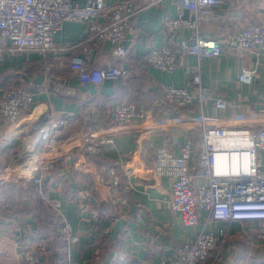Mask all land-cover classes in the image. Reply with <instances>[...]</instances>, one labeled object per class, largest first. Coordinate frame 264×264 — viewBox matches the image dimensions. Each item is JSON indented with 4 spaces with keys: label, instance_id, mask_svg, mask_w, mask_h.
Returning <instances> with one entry per match:
<instances>
[{
    "label": "crops",
    "instance_id": "crops-1",
    "mask_svg": "<svg viewBox=\"0 0 264 264\" xmlns=\"http://www.w3.org/2000/svg\"><path fill=\"white\" fill-rule=\"evenodd\" d=\"M118 1L105 0L107 4ZM148 1L137 4L135 40L132 43L128 37L125 56L113 60L111 47L104 42L92 58L95 67L106 62L121 64L131 73L128 80L106 79L99 86H80L68 68L69 52L47 58L35 52L5 54L0 61V93L17 85L31 89L42 81L47 62L53 63L51 72L67 79L72 89L70 96H61L47 84L48 94L36 93L31 108L8 131L12 144L0 147V196L7 191L13 194L12 198L0 199L4 211L0 212V264H17L24 249H34L42 240L45 251L33 264H159L162 260L172 264L179 245L194 241L199 232L210 228L204 223L205 211L199 212L197 225L184 227L167 206L172 179L151 174L156 149L165 147L179 155L188 139L199 140L202 134L191 124L172 122L175 118L191 120L198 112L197 106L183 110L168 106L161 92L163 85L186 87L195 58L187 57L185 67L171 73L148 67L144 60L151 49L175 48L178 39L187 35L182 32L172 36L163 25L164 16H176V0ZM214 15L218 21L202 23L199 31L205 37L224 40L222 53L202 61L201 81L229 106L217 110L207 102L203 113L216 119L249 117L264 110V53L252 56L231 48L226 41L245 24L264 20V0H228L214 10ZM184 17L192 19V14L185 12ZM85 36V24L66 23L54 41L58 45L76 44ZM241 68L255 70L249 84L239 80ZM122 102L133 103L142 116L114 126L110 110ZM50 112L65 118L67 126L58 132V146L46 154L55 160L56 168L45 183L52 190L51 196L60 200L63 217L78 237L71 245H65L54 230L49 212L45 217L37 187L30 180L38 152L37 146L34 149L36 125ZM158 121L165 123L160 125ZM110 127L117 131L112 144L92 154L84 150V132L99 134ZM195 160L192 157L193 168ZM114 162L120 177L133 185L126 194L128 208L122 214L108 203V190L99 183ZM260 162L264 171V154H260ZM124 172L132 175L126 177ZM55 182L62 183L60 189L54 188ZM193 182L197 186L200 179L196 177ZM24 184L32 190V196ZM254 224L256 227L258 222ZM253 230L241 223L230 224L219 264H264V243L256 241Z\"/></svg>",
    "mask_w": 264,
    "mask_h": 264
},
{
    "label": "built area",
    "instance_id": "built-area-1",
    "mask_svg": "<svg viewBox=\"0 0 264 264\" xmlns=\"http://www.w3.org/2000/svg\"><path fill=\"white\" fill-rule=\"evenodd\" d=\"M140 1L119 0L107 4L105 0H84L83 3L72 0H0V61L5 54L35 52L47 58L69 52L68 68L77 76L80 86H99L106 79L128 80L131 73L121 64L106 62L95 67L92 58L104 42L110 45L113 60L125 56V42L130 37L132 43L135 40V17ZM226 1L176 0V16H164L163 25L172 36L182 32L187 35L178 39L175 48H153L144 58L148 67L166 73L184 68L189 56L196 60L189 68L186 87L163 85L161 92L168 106L181 110L197 106L198 112L191 120L175 118L172 122H184L199 128L201 138L188 139L181 146L179 155L165 147L156 149L151 174L155 178L172 179L167 206L179 216L184 227L197 225L199 212L205 211L204 223L210 228L199 232L194 241L179 245L172 264H219L227 242L228 226L232 223L258 222L253 233L256 241L264 243V171L260 162V154H264V110L249 117L228 119H216L203 113L207 102L217 110L229 106L227 100L215 96L201 81L202 61L220 56L224 40L205 37L199 31L202 23L218 21L214 10ZM185 12H190L192 19H186ZM66 23L85 24L86 36L76 44H56L54 38ZM226 42L231 48L259 56L264 53V20L245 24ZM52 65V62L46 63L42 81L34 83L31 89L17 85L0 93V147L12 144L8 131L17 126L31 108L36 93L48 94L47 84L58 95L72 94L67 79L51 72ZM254 74L253 69L241 68L238 78L249 84ZM141 116L142 112L133 103H118L110 110L114 126ZM163 123L158 121L160 125ZM36 126L34 149L37 146L38 152L30 180L37 187L41 203L57 216L59 237L65 245H71L78 241V237L63 217L60 200L51 196L52 190L45 183L46 177L56 168L55 160L46 154L58 146V132L67 126V122L50 112ZM81 132L79 130L78 134ZM116 132L113 127L99 134L84 132V150L96 153L102 146L113 143ZM192 157L196 159L194 168L191 167ZM117 165L114 162V166L107 169V175L99 178V183L108 190V203L122 214L128 208L126 194L133 185L120 177ZM124 174L126 177L132 175L130 172ZM196 177L200 183L194 186ZM61 185V182H55L54 188L60 189ZM215 223L221 225L211 227ZM44 251L45 242L42 240L34 249L22 252L17 264L37 263ZM159 264L168 263L162 260Z\"/></svg>",
    "mask_w": 264,
    "mask_h": 264
},
{
    "label": "trees",
    "instance_id": "trees-1",
    "mask_svg": "<svg viewBox=\"0 0 264 264\" xmlns=\"http://www.w3.org/2000/svg\"><path fill=\"white\" fill-rule=\"evenodd\" d=\"M163 98V97H162ZM24 186H26V189H28V193L32 196V194H33V192H32V190L31 189H29V186L28 185H26V184H24ZM3 190H5V187L3 188ZM2 191V190H1ZM5 195L4 196H0L1 198L0 199H2V200H4V199H7V198H12L13 197V194L12 193H10V192H5L4 193ZM39 202H41L40 201V199H39ZM42 205V204H41ZM41 208H44L43 210H44V214H45V217H46V214H47V212H49V215H51V218H52V220H53V227H54V230L56 229H58V227H59V222H58V218H57V216L52 212V211H50L46 206H42ZM0 212H4L2 209H1V207H0ZM57 232H58V230H57ZM55 234H56V231H55Z\"/></svg>",
    "mask_w": 264,
    "mask_h": 264
},
{
    "label": "rangeland",
    "instance_id": "rangeland-1",
    "mask_svg": "<svg viewBox=\"0 0 264 264\" xmlns=\"http://www.w3.org/2000/svg\"><path fill=\"white\" fill-rule=\"evenodd\" d=\"M24 162H25V161H24ZM24 165H25V164H24ZM24 165H22L21 169L24 168V167H23ZM251 223H252V225H251ZM241 224L243 225L244 228H247V229L250 228V230H253V229L255 228V224H254V222H242ZM247 231H248V230H247ZM22 250H23V247H22ZM24 250H25V249H24ZM24 250H23V252H24ZM31 264H33V262H32Z\"/></svg>",
    "mask_w": 264,
    "mask_h": 264
},
{
    "label": "water",
    "instance_id": "water-1",
    "mask_svg": "<svg viewBox=\"0 0 264 264\" xmlns=\"http://www.w3.org/2000/svg\"><path fill=\"white\" fill-rule=\"evenodd\" d=\"M42 123V121L41 122H39V124H41Z\"/></svg>",
    "mask_w": 264,
    "mask_h": 264
},
{
    "label": "bare ground",
    "instance_id": "bare-ground-1",
    "mask_svg": "<svg viewBox=\"0 0 264 264\" xmlns=\"http://www.w3.org/2000/svg\"><path fill=\"white\" fill-rule=\"evenodd\" d=\"M10 137V136H9ZM32 155V154H31Z\"/></svg>",
    "mask_w": 264,
    "mask_h": 264
}]
</instances>
